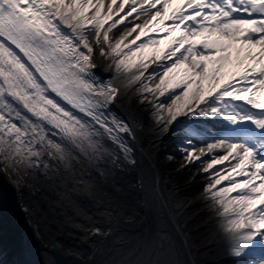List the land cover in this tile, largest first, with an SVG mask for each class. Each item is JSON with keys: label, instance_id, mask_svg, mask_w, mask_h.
<instances>
[{"label": "snow or ice", "instance_id": "6c2138e0", "mask_svg": "<svg viewBox=\"0 0 264 264\" xmlns=\"http://www.w3.org/2000/svg\"><path fill=\"white\" fill-rule=\"evenodd\" d=\"M125 21L130 26L118 29ZM93 43L129 82L143 78L142 91L157 99L175 93L154 105L160 119L166 110V124L191 113L233 126L207 145L223 154L205 171L236 161L227 174H213L207 191L227 219L235 256L264 247V0H0V167L34 166L45 154L62 159L68 149L57 136L78 147L101 135L97 126L128 131L105 115L117 89L96 79ZM158 61L164 63L145 76ZM229 66L236 71L222 83ZM192 158L199 156L190 152ZM223 181L229 184L217 189Z\"/></svg>", "mask_w": 264, "mask_h": 264}, {"label": "bare ground", "instance_id": "6f19581e", "mask_svg": "<svg viewBox=\"0 0 264 264\" xmlns=\"http://www.w3.org/2000/svg\"><path fill=\"white\" fill-rule=\"evenodd\" d=\"M128 7L126 5L125 10ZM156 34L155 31L150 33ZM174 35L178 36L179 33ZM160 47L167 50L168 41ZM92 62L95 65L96 79L117 89L115 99L108 104L105 115L109 121L114 118L117 123L126 126L128 131L119 130L110 124L113 132L107 134L97 126L101 135L94 137L93 143L81 141L78 147L57 136L53 139L68 149L62 159L59 154H45L34 166L24 164L18 170L0 167L5 179V184L0 185V209L15 202L19 208V213H16L25 223L24 225L20 221L24 232V241L22 239L18 245L20 255L24 256L25 262L30 260L32 264H100L105 240L119 219L139 214L152 206L146 199L148 193L152 195V204L158 203L163 224L183 264H193L191 258L196 259L195 264L209 263L211 260L208 257L199 256L200 249L192 247L197 241L194 240L192 244L189 241L192 235L185 233L187 225L195 217L188 218L192 203L181 199V190L176 191L162 179L164 172L160 167L162 159L159 151L164 136L173 128L186 129V116H178L176 121L166 124V110L163 112L164 118L160 119L154 105L160 102L170 103L169 97L175 93L169 90L157 99L158 93L154 95L142 91L145 82L143 78L129 82L126 76L118 74L111 66V58L100 55L96 47ZM160 63L164 61L151 64L145 76L157 69ZM234 71V67H226L222 83L227 82L228 76ZM156 83L158 79L151 81L149 86L154 87ZM179 91L181 90H175L176 93ZM261 99H264V94ZM233 103L250 108L253 112L261 111L252 109L242 101ZM78 164L92 175L89 188L85 187L87 191L75 183L78 175L73 170L78 167L80 169ZM236 179L239 181L244 177L237 176ZM228 184L229 181H223L217 185V189ZM230 195L235 196L237 193ZM200 202H208L209 206L216 205L208 191ZM6 213L10 211L0 214ZM13 217L17 220L16 215ZM209 221L207 226L213 232L207 247L208 256L214 248L220 259L235 256L233 234L227 231L229 225L219 205H216V212ZM37 240L43 243L44 250L38 249ZM52 250L61 254L62 263L56 261ZM246 254L264 255V247L257 244L253 249L247 250Z\"/></svg>", "mask_w": 264, "mask_h": 264}, {"label": "rangeland", "instance_id": "374dc122", "mask_svg": "<svg viewBox=\"0 0 264 264\" xmlns=\"http://www.w3.org/2000/svg\"><path fill=\"white\" fill-rule=\"evenodd\" d=\"M117 2L120 3L121 0H117ZM179 2H180V0H177V4ZM175 6H177V5L174 4L173 7H175ZM127 10H128V8L125 10V12L120 13V15L123 16ZM117 17H119V16H117ZM117 17H115V18H117ZM133 37H130V39H132ZM93 47L94 48L96 47V51L100 54L99 46H97L95 43H93ZM198 111H199V109H197V112ZM211 117L212 116H200V115H193V114L189 113V115L185 117L186 119L184 121L185 125L189 127L188 129L187 128L186 129L185 128L184 129L183 128H173L172 130L168 131L164 136V142H163L161 149L159 151L160 159H162V160H160V167H161L162 171L164 172V177L162 179L165 183H169L170 186L175 188L176 191H180V190L184 189V186L179 182V180H177L175 178V176L172 173L169 172L168 165H170L174 160L176 161L177 158H180L182 161H179V162H183V164L188 163V161H191V162L193 161V162H196L197 165L201 166L200 171H199L200 174L207 176V178H210V181L208 182L207 185H209L210 183L213 182V174L214 173H216L218 170H222L224 168L221 171V174H223L224 172H226L224 170L229 169L230 164H232L233 162H236L235 160H232L230 157L229 160L225 161L223 164L215 165V167H214L215 169L212 168V169H209L208 171H205L204 169L207 167V164L211 161V159L213 157H217V156H213L212 154H208L207 157L203 156L200 153V148L197 149L196 146L193 144V142L189 138L185 137L186 135L187 136H194V132H192V130H191L193 128V121H192L193 119H194V121H197V120H195L196 118H200L199 120H202V119L203 120H209ZM220 118H221L220 122L227 123V125H228V122L225 121L223 119V117H220ZM197 122H198V124H203V123L205 124V122H203V121H197ZM232 127H233L232 125H229L225 129V131L228 132V130L231 129ZM181 131H184V132H181ZM180 133H183L184 135L183 136L177 135ZM198 138H200L199 140H202V141L206 140V141L213 142V139L211 136L210 137H204V135L202 133L199 134ZM184 149H186L185 152L183 151ZM190 152L193 153L194 156H199V159H195V158L189 159V153ZM183 164H181V165H183ZM79 165L80 164H78V166ZM73 172L76 175H78L77 179L75 181V183L77 182L76 185L78 187H81V188L83 187L87 191L88 189H86V188H89V186L91 184L90 179H92V175H90L87 171H85L81 167V165H80V169L78 167L77 170L75 169V170H73ZM3 184H5V179L3 178V175H1V172H0V185H3ZM206 191H207V187L205 190H203L202 194H199L198 196H194V197L189 196L188 194H185V193L183 194L182 192H181L182 195L180 194L181 199L187 200L188 203H192V205H193L192 209L189 211L188 218H193L194 216H196V217H194V219L191 221V223H189L187 225V227L185 229V233L192 235V239L189 240L192 244L194 243L193 242L194 240L197 241L196 244L192 245V247L195 246L196 247L195 249L201 250V252H199V256L204 255L205 257H208L211 260V261H209V263H204V264H219V263H223V262L231 261V260H236L238 262V264H250V263H247L245 261L246 260L251 261L254 259L259 260V261L264 260V256L252 255V254H245L241 257L231 256V257H226V258L220 259L217 257V253H216L215 248H214L215 250L213 249L212 253H209L210 255L208 256L209 248H207V247L210 244L211 235H212L213 231H212V229H210V227L207 226V224H210L209 219L216 212V205L218 206V204H216L215 206H209L208 202H200V199L203 198ZM146 194H147L146 199L148 200L149 205H153L152 204L153 203L152 195H150L148 193H146ZM204 207H206V209L211 208L210 210H208L209 214H207L205 218H207L208 215H210V216L207 218V220L203 219V221H201L198 219V214L201 213V210H203ZM18 210H19V208H18L17 204L15 202H11L9 205L3 206V208L0 209V213L10 211L9 214L12 217L16 215V219H17L16 222L19 221V223H20V221H21L22 224L25 225V223L22 221V219L17 215V213H19ZM76 215H78V214H76ZM194 226H196V227L199 226V227L196 228ZM193 228H196V229H193ZM22 231H23V229H22ZM23 233L21 236V240L23 239ZM23 241H24V239L22 240V242ZM40 243H41V241H40ZM41 244H43V243H41ZM15 247H16L19 255L14 256L12 259L13 262H11L10 264H12V263H14V264H23V263L24 264H32L30 260L28 262H25V260H23L24 256L22 257L20 255V250H19L20 246H18L16 244ZM189 257H190V255H189ZM190 260L193 264L196 263V259L191 258Z\"/></svg>", "mask_w": 264, "mask_h": 264}, {"label": "water", "instance_id": "95a60500", "mask_svg": "<svg viewBox=\"0 0 264 264\" xmlns=\"http://www.w3.org/2000/svg\"><path fill=\"white\" fill-rule=\"evenodd\" d=\"M36 244L44 250L39 240ZM51 252L62 263L61 254ZM100 264H183L163 224L158 203L119 219L105 240Z\"/></svg>", "mask_w": 264, "mask_h": 264}, {"label": "trees", "instance_id": "16d2710c", "mask_svg": "<svg viewBox=\"0 0 264 264\" xmlns=\"http://www.w3.org/2000/svg\"><path fill=\"white\" fill-rule=\"evenodd\" d=\"M105 2L107 5L108 3H110V0H105ZM119 18L120 17L115 19H119ZM128 20L131 21L132 17H129ZM135 22L139 23L140 21H135ZM125 25H128V21H125V24L123 25H119L118 29H124ZM118 29H113V33L109 34L111 39L115 40L118 38L119 36ZM199 119L200 118H196L195 120L205 122V124L203 123L202 128L204 129L205 133H211L214 136L213 142H215L218 139L224 138L222 137V133H219L218 130L217 131L215 130V128L218 126V123L220 122L219 117H211L209 120H203V119L199 120ZM177 135L183 136V133ZM189 139L193 142V144L196 146L197 149L199 148L205 149V153L203 154V156L207 157L208 154H212L213 156L219 157L220 155L223 154V150L221 149H217L212 152L207 151V145L213 142L206 140L202 141L193 137H190ZM179 161L182 160L180 158H177L176 161L174 160L170 165H168V169L169 172L172 173L175 176V178L179 180V182L184 186V189H182L181 192L183 194L184 193L188 194L189 196L192 197L202 194L203 190H205L206 187L208 186L207 184L210 181V178H207V176L200 174L199 171L201 166L197 165L196 162L188 161V163L183 164V162H179ZM207 214H209L208 210L206 209V207H204L203 210H201V213L198 214V219L201 221H203V219L207 220V218L210 216L208 215V217L205 218ZM21 228L22 227L20 223L16 222V220L9 213H6L4 214L3 217H0V264H10L11 262H13L12 260L13 257L18 254L15 245L16 244L19 245V243H21V236L23 233ZM245 262L250 264H264V260L259 261L256 259L251 261L246 260ZM219 264H238V262L236 260H231Z\"/></svg>", "mask_w": 264, "mask_h": 264}]
</instances>
